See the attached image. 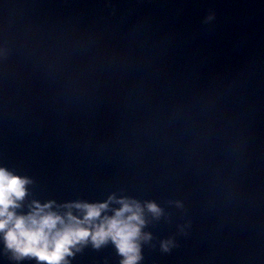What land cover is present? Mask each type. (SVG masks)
I'll use <instances>...</instances> for the list:
<instances>
[{"label": "water", "instance_id": "water-1", "mask_svg": "<svg viewBox=\"0 0 264 264\" xmlns=\"http://www.w3.org/2000/svg\"><path fill=\"white\" fill-rule=\"evenodd\" d=\"M0 166L17 211L154 200L137 264H264V0H0Z\"/></svg>", "mask_w": 264, "mask_h": 264}, {"label": "clouds", "instance_id": "clouds-1", "mask_svg": "<svg viewBox=\"0 0 264 264\" xmlns=\"http://www.w3.org/2000/svg\"><path fill=\"white\" fill-rule=\"evenodd\" d=\"M31 182L0 166V243L17 262L34 257L47 264H70L67 257L83 244L99 247L111 241L121 255V264H137L141 241L151 239V233L143 230L146 213L153 219L164 213L154 200L141 202L114 193L103 201H68L55 207L54 201L33 200L26 212L17 211L24 206L26 185ZM172 203L182 207L179 200ZM172 244L171 239L162 240L161 248L168 250Z\"/></svg>", "mask_w": 264, "mask_h": 264}]
</instances>
